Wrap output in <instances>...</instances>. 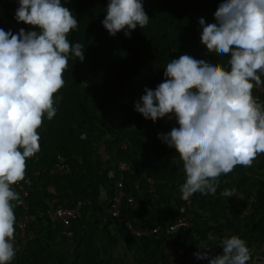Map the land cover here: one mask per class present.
<instances>
[{"label": "trees", "instance_id": "1", "mask_svg": "<svg viewBox=\"0 0 264 264\" xmlns=\"http://www.w3.org/2000/svg\"><path fill=\"white\" fill-rule=\"evenodd\" d=\"M61 2L78 20L79 27L70 34L69 40L85 45V59L83 62L75 58L70 60V67L63 75L66 83L56 94V116L50 121L45 119L38 129L40 151L26 161V175L30 170L38 171L27 200L31 203L38 197L57 198L61 205H71L76 199H82L87 205L82 206L81 218L71 222L72 238L61 235L60 227L52 226L44 213L27 222L20 248L11 264H49L44 254L55 237L74 240L72 257L66 250L59 256L58 264H108L95 258L87 233L79 232L87 209L94 210L112 224L113 234L104 235L107 245L117 237L131 245L133 238L105 211L111 195L112 179L108 178V172L112 170L116 176V160L129 164L122 180L124 190L139 204L132 213L143 220L136 226L167 224L182 214L184 209L179 200L175 208L169 206L172 194L180 192L179 185L184 182L175 168L176 164L181 166L179 155L158 138V133H167L178 124L174 118L165 117L155 122L145 119L135 111L134 105L146 87L154 89L163 81L164 67L170 59L188 54L225 67L229 59L208 53L199 42L202 31L199 18H204L206 23L215 22L214 12L222 0H142L150 21L144 29L138 26L130 37L123 31L110 36L102 25L108 0ZM17 7L18 0H0V28L11 30L13 34L21 28L38 30L16 21ZM261 97L264 102V94ZM119 99L123 100L122 106L117 102ZM111 110L123 113V117L108 119L106 115ZM121 142H124L123 147L119 146ZM101 145L107 161L105 166L96 167L94 157ZM56 154L64 156L72 166L69 175L46 173ZM253 166H237L233 172L219 178L215 195L225 189H235V193H239V196H223L232 207L231 213L223 219L220 212L206 204V199L213 195L197 192L191 196V226L179 232L178 237L185 248L193 250L202 242L210 243L207 230L200 222L203 217L219 223L217 242L231 235H238L247 245L255 247L264 242V175L252 176ZM260 168H264V154ZM141 173L156 180L155 199L146 192L139 177ZM135 181L139 183L138 188L133 187ZM14 189L18 192L15 185ZM101 189L103 198H100ZM157 201L164 209L155 207ZM20 212L18 205L15 215ZM159 251L161 263L165 264L161 244ZM201 263L202 260L196 259L191 264Z\"/></svg>", "mask_w": 264, "mask_h": 264}, {"label": "clouds", "instance_id": "2", "mask_svg": "<svg viewBox=\"0 0 264 264\" xmlns=\"http://www.w3.org/2000/svg\"><path fill=\"white\" fill-rule=\"evenodd\" d=\"M105 13L101 23L110 36L123 31L130 37L150 21L142 0H108ZM14 18L38 30L13 34L0 28V264H11L16 255L15 208L23 201L14 185L40 151L38 129L56 116V94L70 60L85 59V45L69 40L78 20L61 0H18ZM214 20L199 18V42L208 53L229 57L227 67L182 54L170 59L163 81L146 87L134 105L145 119L174 118L178 124L158 138L179 155L184 200L197 192L215 196L222 175L251 167L264 154V102L253 95L264 85V0H222ZM221 195L234 196L235 189ZM217 246L221 253L202 245L194 255L208 264H249L240 236L224 237Z\"/></svg>", "mask_w": 264, "mask_h": 264}, {"label": "built area", "instance_id": "3", "mask_svg": "<svg viewBox=\"0 0 264 264\" xmlns=\"http://www.w3.org/2000/svg\"><path fill=\"white\" fill-rule=\"evenodd\" d=\"M264 80V76L261 77ZM264 94V85L254 87L253 95L260 101L263 102L261 95ZM120 147L124 146V142L119 144ZM115 171L110 170L108 172V178L111 181V195L109 198L108 206L105 211L110 216L111 220L121 224L124 229L128 232L131 238H140L143 235H154L160 236V242L162 252L165 259V264H191L196 261L194 253L198 250L197 247L193 250H188L179 242V232L191 226V197L188 200L181 198L180 192H174L169 200V206L175 208L176 201L182 202L181 207L184 209L182 214L175 216L169 223H154L153 225L136 226L135 224L140 223L143 219H140L136 214H133L138 209V202L128 194L123 187L122 175L123 172L129 170V164L123 160L115 161ZM73 168L68 163L66 158L60 154H56L53 162L47 168L46 173L49 175L66 176L72 172ZM38 174L37 170H30L29 174L25 175L23 181L18 182L15 186L18 189L20 198L23 201L20 204L21 212L16 216L15 224V241L14 246L16 252L20 248V241L24 234L25 224L39 215L30 210V202L27 200L28 191L33 183L34 177ZM140 179L143 181L146 192L155 199V188L156 180L140 174ZM139 183L135 181L133 183L134 188H138ZM235 196H239L235 193ZM251 199V197H250ZM48 205L44 213L52 226L60 227V234L66 238H72L74 231L71 227V222L74 219L81 218L82 206L87 205L86 200L76 199L71 205H61L57 198L46 199ZM158 208L164 209L161 202H155ZM187 225V227H184ZM202 246V245H198ZM207 246V245H203ZM259 248L264 250V242L260 243Z\"/></svg>", "mask_w": 264, "mask_h": 264}, {"label": "crops", "instance_id": "4", "mask_svg": "<svg viewBox=\"0 0 264 264\" xmlns=\"http://www.w3.org/2000/svg\"><path fill=\"white\" fill-rule=\"evenodd\" d=\"M117 102L120 106L123 105L122 99L117 100ZM106 116L108 119H112L115 117H123V113L117 114L114 110H111ZM96 152V156L94 157L96 167L105 166L107 156L103 153V146H98ZM262 162L263 154H260L253 163L254 166L251 169L252 176L264 175V168H260ZM175 168L178 175L185 179L182 167L176 164ZM103 196L104 191L101 189L100 198H103ZM66 204L68 203L66 202ZM206 204L220 212L221 219L231 213L232 207L221 194L207 198ZM47 205L48 201L46 199L38 197L35 201L31 202L30 210L39 214L45 210ZM155 207L158 208L157 204H155ZM200 222L203 228L207 230V240L210 241L209 244L202 242L200 245L211 247L213 254L221 253L222 248L217 246L219 245V242H217L219 237V223L207 217H203ZM112 227L111 223H107L104 218H100L94 210L87 209L84 211L79 232L82 233L85 231L87 233V240L92 245L95 258L98 261H107L108 264H162L159 251L161 243L158 236L143 235L140 238H134L131 245H128L123 239L117 237L111 245H107L104 240V235L113 234ZM210 235L215 237V239H209ZM247 246L251 254L249 264H264V250H261L259 246L255 247L251 244ZM73 248L74 240L55 237L52 243H48V249L44 254V259L49 264H58V258L64 251L67 250L69 256L72 257ZM201 264H208V261L202 260Z\"/></svg>", "mask_w": 264, "mask_h": 264}]
</instances>
